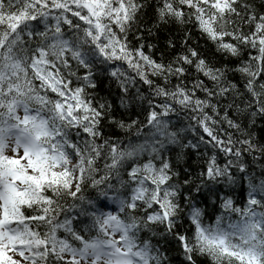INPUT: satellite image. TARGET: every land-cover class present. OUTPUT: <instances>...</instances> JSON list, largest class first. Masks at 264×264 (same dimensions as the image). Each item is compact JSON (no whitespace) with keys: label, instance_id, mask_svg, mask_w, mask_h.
<instances>
[{"label":"snow or ice","instance_id":"1","mask_svg":"<svg viewBox=\"0 0 264 264\" xmlns=\"http://www.w3.org/2000/svg\"><path fill=\"white\" fill-rule=\"evenodd\" d=\"M143 7L0 0V264H163L157 235L176 239L186 264H196L195 255L264 264V169L245 163L246 155L264 156V144L232 114L264 116V12L249 0H159L158 24H192L223 58L238 61L217 67L188 45L187 31L184 50L168 63L145 52L153 46L142 36L133 46L129 33ZM229 71L240 74L243 90ZM98 73L118 82L129 103L140 102L142 121L110 120L126 143L100 127L110 105L87 91ZM138 82L147 97L131 96ZM172 145L211 149L201 153L205 167L181 180L165 155ZM237 180L247 183L246 202L223 197L206 222L193 190ZM85 185L111 207L85 197ZM185 213L190 236L175 230Z\"/></svg>","mask_w":264,"mask_h":264},{"label":"trees","instance_id":"2","mask_svg":"<svg viewBox=\"0 0 264 264\" xmlns=\"http://www.w3.org/2000/svg\"><path fill=\"white\" fill-rule=\"evenodd\" d=\"M253 9L257 13L264 12V0H249ZM144 7L139 13L137 24L133 26L131 33H129V40L132 45H137L140 41L136 40V36L143 37V43L145 45L151 44L152 50L149 52L148 48H145V52L150 54L156 61L163 60L164 63H168L177 54L184 50L183 41L186 38V31L190 33L187 37L188 45L196 48L200 54L206 58L211 64L220 67L223 65H235L238 63L236 58L225 59L220 53L216 51L212 42L202 36L201 33L192 24L178 25L174 22L168 24H158L156 8L159 0H143ZM171 40L175 47L168 46V41ZM248 53L243 54V58L246 59ZM187 67V66H186ZM189 72L192 73L193 69L189 68ZM194 77L189 75L187 79L191 81ZM201 79H205L203 76ZM157 83H162L157 77H152ZM227 79L236 83L237 86L243 90V80L239 73H233L229 71ZM96 87L94 89H88V93L95 97L97 100H102L106 104L110 105L107 110L105 119L101 122V129L105 136L119 137L121 140L127 142V134L123 129H120L116 124L111 123L110 120L130 122L133 119L139 118L141 121L144 119V114L140 106L139 101L129 103L125 98L124 93L121 91L120 85L113 78L98 73L95 77ZM175 78H171V84H175ZM190 86V85H189ZM139 92L140 95L147 97L150 94V90L147 85L137 83L135 88L130 86L131 96H135ZM202 95V93H198ZM124 99V104L121 101ZM232 95L228 97L227 102H231ZM239 102V101H237ZM225 103L222 102V109ZM234 118L240 119L247 127L249 133L253 137L254 143L264 144V116H256L254 120L248 117L246 114H236L233 110ZM179 122L184 125L187 123L184 117L179 118ZM173 123H177V119H173ZM225 127H227L225 125ZM199 134V133H198ZM188 139L195 140V137L190 133L185 134ZM135 140V137H132ZM205 151L211 152V149H204L201 147L200 152H196L190 148H183L180 145H172L165 153L166 157L170 159L173 168L181 173V180L185 175L190 174L195 177L204 167L206 156L202 155ZM258 158H254L252 155L245 156V163L248 165L249 170L257 174L264 169V156L259 152L256 153ZM148 156L145 154L143 160H147ZM218 162L223 166L224 156L219 154ZM101 163V168H102ZM235 172V170H233ZM115 181H113L114 183ZM105 186H101L103 189ZM248 193L247 183L245 181L237 180L234 185H229L227 182H219L209 186H202L199 192L193 190L192 196L194 202L207 213L206 222H211L215 215L220 213L221 198L231 197L236 206H242L246 202ZM83 195L88 198L94 199L97 203H100L99 190L94 189L89 185L84 186ZM178 232L184 233L187 230V234L191 235L190 221L187 219L186 213L180 222H178ZM154 244L159 249L163 259V264H186L182 249L179 247L178 241L171 235L162 236L157 235L152 238ZM194 259L196 264H211V260L205 256L195 255Z\"/></svg>","mask_w":264,"mask_h":264}]
</instances>
